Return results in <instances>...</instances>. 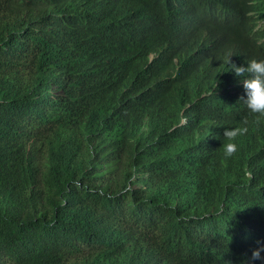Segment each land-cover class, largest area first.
Wrapping results in <instances>:
<instances>
[{"label":"trees","instance_id":"trees-1","mask_svg":"<svg viewBox=\"0 0 264 264\" xmlns=\"http://www.w3.org/2000/svg\"><path fill=\"white\" fill-rule=\"evenodd\" d=\"M190 1L0 0V264H264V2Z\"/></svg>","mask_w":264,"mask_h":264},{"label":"clouds","instance_id":"clouds-1","mask_svg":"<svg viewBox=\"0 0 264 264\" xmlns=\"http://www.w3.org/2000/svg\"><path fill=\"white\" fill-rule=\"evenodd\" d=\"M193 1V0H191ZM190 1V3H191ZM213 2L219 3V5L232 13H241L243 10V6L246 0H209ZM264 0H260L259 3L262 4ZM257 4V0L253 3L255 6ZM190 6V4H189ZM192 22V23H190ZM184 28L180 31L185 36V44L192 49L194 54H197L200 50L203 51L207 47L211 45V40L217 41V38L220 34L221 28L217 26L215 28H208L206 20L203 23H200L195 13L190 11V17L185 21ZM207 26L206 32L202 33V27ZM239 32L242 33V37L247 33L248 39L251 40L253 38L254 33L261 32L264 30V19L258 20L255 10L250 7V9L245 12L242 17L238 21V25L234 26ZM264 41V38H262ZM260 42H262L260 40ZM239 66L236 70V74L238 75L239 79L241 75L239 74ZM257 74V68L254 70L251 78L249 79L248 84L242 82V87H251L253 84ZM250 77V76H248ZM242 80H238L237 83L241 84ZM247 81V79H246ZM238 85V84H237ZM239 86V85H238ZM241 87V86H239Z\"/></svg>","mask_w":264,"mask_h":264},{"label":"bare ground","instance_id":"bare-ground-1","mask_svg":"<svg viewBox=\"0 0 264 264\" xmlns=\"http://www.w3.org/2000/svg\"><path fill=\"white\" fill-rule=\"evenodd\" d=\"M247 9V8H246ZM190 23H192V22H190Z\"/></svg>","mask_w":264,"mask_h":264}]
</instances>
